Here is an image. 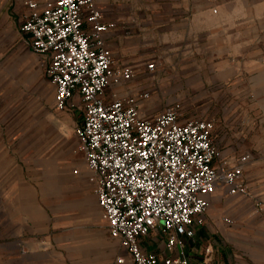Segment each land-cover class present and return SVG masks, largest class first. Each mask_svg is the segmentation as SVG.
<instances>
[{
    "label": "crops",
    "instance_id": "obj_1",
    "mask_svg": "<svg viewBox=\"0 0 264 264\" xmlns=\"http://www.w3.org/2000/svg\"><path fill=\"white\" fill-rule=\"evenodd\" d=\"M25 1L0 0L1 17L23 20ZM95 2L104 20L114 23L104 38L117 66L130 65L136 72L128 82L108 87V98L149 90L150 97L141 103L149 116L179 101L161 107V99L208 98V113L195 117L215 121L216 163L235 164L250 155L243 173L248 193L230 194L219 187L211 194L204 223L186 242L190 264H264V0ZM149 62L156 68L147 72ZM80 100L76 94L73 105L58 109L76 111ZM183 109L185 118L194 114ZM83 154L75 162L70 214L54 218L35 188L18 191L0 207V264H131L105 228ZM164 244L156 232L143 240L145 249L160 253ZM74 246L81 251H73ZM120 257L125 261L119 262Z\"/></svg>",
    "mask_w": 264,
    "mask_h": 264
},
{
    "label": "built area",
    "instance_id": "obj_2",
    "mask_svg": "<svg viewBox=\"0 0 264 264\" xmlns=\"http://www.w3.org/2000/svg\"><path fill=\"white\" fill-rule=\"evenodd\" d=\"M25 4L21 30L32 51L46 57L57 108L73 105L76 94L83 102L75 132L111 236L131 264H190L186 242L204 223L211 194L219 187L248 193L243 173L250 155L235 164L216 163L214 119L185 118L179 101L149 116L141 110L149 90L108 98V87L128 82L136 72L130 65L117 66L104 38L114 23L104 20L95 0ZM147 67L153 70L155 63ZM152 232L165 243L161 253L143 247Z\"/></svg>",
    "mask_w": 264,
    "mask_h": 264
},
{
    "label": "rangeland",
    "instance_id": "obj_3",
    "mask_svg": "<svg viewBox=\"0 0 264 264\" xmlns=\"http://www.w3.org/2000/svg\"><path fill=\"white\" fill-rule=\"evenodd\" d=\"M24 18L0 15V207L12 202L18 191L35 188L55 218L71 213L75 162L84 157L75 132L83 102L76 111L57 108L56 87L46 76V61L32 51L21 30ZM149 76L154 79V74ZM174 100L193 111L191 117L208 113V98L158 101L163 107ZM89 229L90 225L85 227V233ZM80 247L74 246L73 251H81Z\"/></svg>",
    "mask_w": 264,
    "mask_h": 264
}]
</instances>
